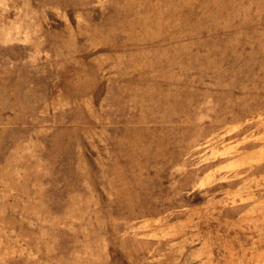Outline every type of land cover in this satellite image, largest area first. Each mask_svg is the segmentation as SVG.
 <instances>
[{
    "label": "rangeland",
    "instance_id": "1",
    "mask_svg": "<svg viewBox=\"0 0 264 264\" xmlns=\"http://www.w3.org/2000/svg\"><path fill=\"white\" fill-rule=\"evenodd\" d=\"M0 264H264V0H0Z\"/></svg>",
    "mask_w": 264,
    "mask_h": 264
}]
</instances>
